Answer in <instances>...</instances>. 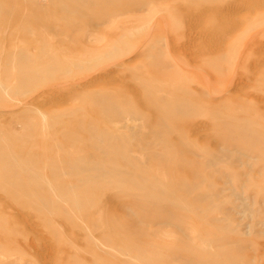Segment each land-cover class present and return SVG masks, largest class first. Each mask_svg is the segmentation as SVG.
<instances>
[{"label":"rangeland","instance_id":"rangeland-1","mask_svg":"<svg viewBox=\"0 0 264 264\" xmlns=\"http://www.w3.org/2000/svg\"><path fill=\"white\" fill-rule=\"evenodd\" d=\"M0 264H264V0H0Z\"/></svg>","mask_w":264,"mask_h":264},{"label":"bare ground","instance_id":"bare-ground-1","mask_svg":"<svg viewBox=\"0 0 264 264\" xmlns=\"http://www.w3.org/2000/svg\"><path fill=\"white\" fill-rule=\"evenodd\" d=\"M18 94V93H17ZM25 94V93H24ZM19 97V96H18ZM22 97H23V95H22ZM20 98H18V100H19ZM12 101H13V99H12ZM20 102V101H19ZM19 102H17L18 104H19ZM14 107V106H13ZM12 107V108H13ZM17 107V106H16ZM119 124V123H118ZM202 125H203V123H202ZM175 137V136H174Z\"/></svg>","mask_w":264,"mask_h":264}]
</instances>
